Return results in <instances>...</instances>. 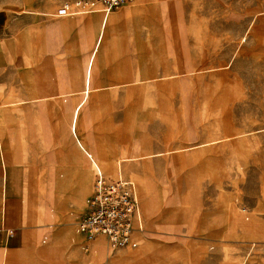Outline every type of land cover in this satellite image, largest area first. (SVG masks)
<instances>
[{
	"label": "rangeland",
	"instance_id": "rangeland-1",
	"mask_svg": "<svg viewBox=\"0 0 264 264\" xmlns=\"http://www.w3.org/2000/svg\"><path fill=\"white\" fill-rule=\"evenodd\" d=\"M63 1L0 0V45L16 49L3 70L10 65L14 76L0 77L1 124L11 129L2 136L3 170L23 172L21 212L11 221L20 218L47 246L54 226L70 225L51 244L61 248L60 264L87 249L88 264L136 250L150 262L161 248L171 253L157 264H264V0H147L111 29L89 86L95 35L83 21L92 12L51 16ZM78 115L82 152L69 132ZM87 158L107 178L134 182L136 247L111 249L76 232L95 177ZM124 160L128 175L106 168Z\"/></svg>",
	"mask_w": 264,
	"mask_h": 264
},
{
	"label": "crops",
	"instance_id": "crops-1",
	"mask_svg": "<svg viewBox=\"0 0 264 264\" xmlns=\"http://www.w3.org/2000/svg\"><path fill=\"white\" fill-rule=\"evenodd\" d=\"M146 2L147 0H135L133 2L135 3L133 6L128 7L120 12H112L113 11L112 10L106 16H104L100 12L102 14V17H99V15L96 12H92V14L89 15L83 21L84 30L86 34L89 36V38H90L91 31H93L95 35V40H94L92 49L85 63L84 84L88 86L90 84L91 76L94 70V64L97 61L98 53L103 48L104 43L107 44L106 46L108 48L111 47V42H112L111 29L114 27V25L119 24L123 19L131 18L135 16L137 13L144 11V8L146 7ZM54 12L51 13V16L61 17V16H56ZM68 16H71V15H68ZM5 20L7 19L5 15L2 13V11L0 10V26L4 23ZM48 26L49 28H55L58 30L62 29L64 31L70 28L68 25L64 23L58 24L55 22L49 23ZM7 43H8V47L6 46V48L4 45H0V77H5V78L10 75L14 76V68L11 67L10 65L7 66L8 69L6 70V72L3 70H4V64L6 62L7 63L10 62L12 54L16 51L14 45H13L14 49L11 48V45H12L11 42H7ZM21 51L29 55V47H28L27 40L22 43ZM89 92H90V88L86 95V100L89 96ZM78 120H79V115H78V119L76 123V133H75L71 126V117H70L69 132L73 138L75 146L77 147L79 151L82 152L81 150L82 148L79 146V141H81L82 143L84 142H83V139L77 133ZM10 130L11 129L9 127L5 129L4 125L1 124V115H0V155L2 157L1 166H0V264H60L62 262L61 261L62 259L61 248L58 246H53L51 244L55 242L54 240L56 239V237L59 240L64 238L67 235V232L69 231L70 225H67L66 227H63V228L54 226L55 229H53L52 235L53 237H55V239H51V242L49 243L50 245L47 246V245H40L38 243L35 234L29 231L30 230L29 227L22 225V222H20V218L18 222L11 221V217L9 213L15 214L17 212H21L22 193H21V184L18 181L22 180L23 172L11 171V172L4 174L3 167H5L6 159L4 158L3 150L1 148L3 144L2 136H3L4 131H10ZM84 154L86 155L85 152ZM102 155L103 157L106 156V158L111 157L110 154L104 151H102ZM87 159L89 160L91 165L96 164L101 169V167L99 166L97 162L91 161L89 158ZM112 165H114L112 167H116V172L115 170L113 171V169L112 170L110 169L109 171L111 173H114V174L116 173L117 175H128V174H124L121 172V170L119 169L118 163L113 162ZM86 170H89L88 167L86 168ZM86 170L84 169L82 174H85ZM136 178L140 179V177H136ZM4 180H7V182L4 183ZM56 185L58 189L61 186L59 182H56ZM85 208H86V205H85ZM85 208H84V212H85ZM45 210H47V204L46 206L45 204L42 205V207L40 208V211L42 213ZM34 225L39 226L41 225V223H36ZM49 226L51 227L52 225H49ZM78 234L81 235L80 233ZM81 236L84 239L83 235ZM96 239H103V238L97 237ZM42 241L45 242V240H42ZM81 247H83V244L81 245ZM88 253H89V249H87L82 254L81 258H78L77 261L72 262V264H88L89 260L91 259L90 257L93 254L91 253L86 258V255ZM169 253H171V250L169 249H162V248L157 249L154 260L150 262H142L137 250L136 251H122L112 256L109 259V261L111 264H131L137 261L138 262L140 261L142 264H157L156 261H158V259H162L163 257L169 255ZM100 254L104 255L103 250L100 251ZM51 256L54 257V262L53 260L51 261L50 259Z\"/></svg>",
	"mask_w": 264,
	"mask_h": 264
},
{
	"label": "built area",
	"instance_id": "built-area-1",
	"mask_svg": "<svg viewBox=\"0 0 264 264\" xmlns=\"http://www.w3.org/2000/svg\"><path fill=\"white\" fill-rule=\"evenodd\" d=\"M130 0H65L56 8V16L101 12L106 16ZM2 37L0 36V42ZM93 191L76 230L87 241L102 237L109 248L136 247L142 231L135 184L123 177L107 178L94 164Z\"/></svg>",
	"mask_w": 264,
	"mask_h": 264
},
{
	"label": "bare ground",
	"instance_id": "bare-ground-1",
	"mask_svg": "<svg viewBox=\"0 0 264 264\" xmlns=\"http://www.w3.org/2000/svg\"><path fill=\"white\" fill-rule=\"evenodd\" d=\"M109 18V17H108ZM79 146L82 147V142L79 141ZM124 162V163H122ZM113 162H110L109 164H107L108 166L106 167L108 169V171L111 169H113V171L115 170L116 172V167H112L114 165H112ZM121 164H124V165H127L129 167V170L133 171L132 170V167H131V164L127 161V160H124V161H121L119 162V169H123V168H120ZM125 172H126V167H125ZM87 176H83V179L81 180V185L83 187V190L86 189L88 187V183L90 181V177L88 175V172L86 173ZM88 182V183H87ZM91 254V250L89 249V253L86 255V258ZM135 260V259H134Z\"/></svg>",
	"mask_w": 264,
	"mask_h": 264
}]
</instances>
